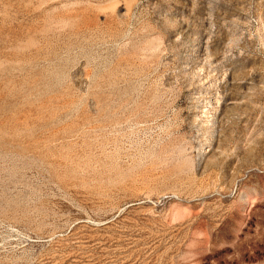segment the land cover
<instances>
[{
	"label": "rangeland",
	"instance_id": "rangeland-1",
	"mask_svg": "<svg viewBox=\"0 0 264 264\" xmlns=\"http://www.w3.org/2000/svg\"><path fill=\"white\" fill-rule=\"evenodd\" d=\"M0 264H264V0H0Z\"/></svg>",
	"mask_w": 264,
	"mask_h": 264
},
{
	"label": "bare ground",
	"instance_id": "bare-ground-1",
	"mask_svg": "<svg viewBox=\"0 0 264 264\" xmlns=\"http://www.w3.org/2000/svg\"><path fill=\"white\" fill-rule=\"evenodd\" d=\"M205 48V47H204ZM206 54V53H205ZM204 58H206V57H204ZM198 68V67H197ZM195 69V68H194ZM213 70V69H212ZM200 71V70H199ZM208 74V73H207ZM210 74H211V72H210ZM200 82V81H199ZM201 83V82H200ZM201 85V84H200ZM207 85V84H206ZM196 86H199L198 85V83H197V85ZM195 86V87H196ZM194 87V88H195ZM199 95V94H198ZM211 96V95H210ZM210 96H207L208 98H210ZM194 98V97H193ZM206 100V99H205ZM195 101V100H194ZM210 102H211V100H210ZM209 102V103H210ZM215 102V101H214ZM218 102V101H217ZM217 105V104H216ZM198 107V106H197ZM212 109V108H211ZM206 110V109H205ZM193 112H194V114L195 115H197V118L199 119V123H202L203 125L205 124V122H206V120H205V118H206V114H205V111H203L202 109H198V108H195L194 110H193ZM209 115V114H208ZM202 126V125H201Z\"/></svg>",
	"mask_w": 264,
	"mask_h": 264
}]
</instances>
